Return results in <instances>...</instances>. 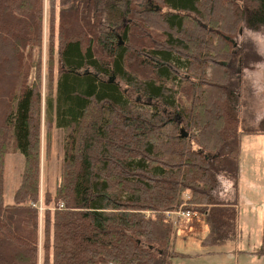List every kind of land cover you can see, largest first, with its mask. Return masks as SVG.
Wrapping results in <instances>:
<instances>
[{"label": "trees", "instance_id": "trees-1", "mask_svg": "<svg viewBox=\"0 0 264 264\" xmlns=\"http://www.w3.org/2000/svg\"><path fill=\"white\" fill-rule=\"evenodd\" d=\"M138 1L49 0L46 159L54 124L67 135L41 194L44 0H0V264H172L180 208L207 219L203 243L235 238L240 134L264 118L242 121L233 36L264 30V0ZM11 142L24 166L6 202Z\"/></svg>", "mask_w": 264, "mask_h": 264}, {"label": "rangeland", "instance_id": "rangeland-1", "mask_svg": "<svg viewBox=\"0 0 264 264\" xmlns=\"http://www.w3.org/2000/svg\"><path fill=\"white\" fill-rule=\"evenodd\" d=\"M142 6L143 0L138 1ZM159 3V2H158ZM158 5V4H157ZM49 0H44V44L34 47L30 52L32 67L29 83L37 78L41 61L42 104H41V153H40V190L55 191L59 181L60 167L64 156L67 131L54 124L51 156L46 159V139L44 105L45 92L51 72V78L57 87L58 57L56 47L49 61L47 38L49 36L48 20ZM57 11H60L57 8ZM59 15L57 14V19ZM238 46L235 48L240 65L244 57L243 81L241 84L242 102L241 117L245 126L258 128L264 118V30H251L238 26L233 36ZM246 56V58H245ZM50 69V71H49ZM24 166V155L11 142L5 161L6 202H12L14 193L21 181ZM188 195L185 193V198ZM190 217H179L170 213L177 237L175 249L181 252L172 260V264H264V254L260 253L263 242L264 217V133L242 132L240 134V162L238 181V229L234 239L222 244L203 243L208 231L207 219L200 212L191 210Z\"/></svg>", "mask_w": 264, "mask_h": 264}, {"label": "built area", "instance_id": "built-area-1", "mask_svg": "<svg viewBox=\"0 0 264 264\" xmlns=\"http://www.w3.org/2000/svg\"><path fill=\"white\" fill-rule=\"evenodd\" d=\"M35 206L39 208V210H40L41 213L43 212L44 207H43L42 198L40 199V201H39L38 204H35ZM190 212L191 211H189V210H184V209L180 208L179 210L172 211L170 213H173V215H178L179 217L184 216V217H187L188 218V217L191 216V213ZM170 213H169V215H170Z\"/></svg>", "mask_w": 264, "mask_h": 264}, {"label": "water", "instance_id": "water-1", "mask_svg": "<svg viewBox=\"0 0 264 264\" xmlns=\"http://www.w3.org/2000/svg\"><path fill=\"white\" fill-rule=\"evenodd\" d=\"M227 38L229 39V36H227ZM120 41L122 42V39L120 38ZM232 42H234V44H236L235 43V40L234 39H232ZM223 65H226V62H221ZM184 132V135H186L187 134V132H185V131H183Z\"/></svg>", "mask_w": 264, "mask_h": 264}]
</instances>
